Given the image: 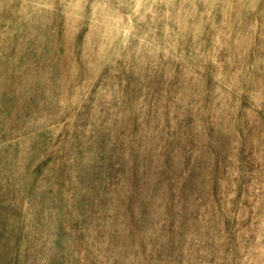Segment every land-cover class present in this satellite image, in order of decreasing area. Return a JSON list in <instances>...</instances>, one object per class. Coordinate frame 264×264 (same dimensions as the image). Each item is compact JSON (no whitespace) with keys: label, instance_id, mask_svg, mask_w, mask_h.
Instances as JSON below:
<instances>
[{"label":"rangeland","instance_id":"rangeland-1","mask_svg":"<svg viewBox=\"0 0 264 264\" xmlns=\"http://www.w3.org/2000/svg\"><path fill=\"white\" fill-rule=\"evenodd\" d=\"M0 264H264V0H0Z\"/></svg>","mask_w":264,"mask_h":264}]
</instances>
